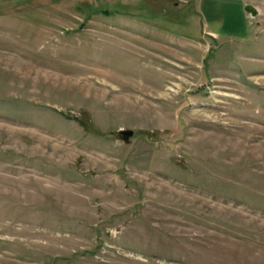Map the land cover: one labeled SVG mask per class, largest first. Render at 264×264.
I'll use <instances>...</instances> for the list:
<instances>
[{"label":"rangeland","instance_id":"374dc122","mask_svg":"<svg viewBox=\"0 0 264 264\" xmlns=\"http://www.w3.org/2000/svg\"><path fill=\"white\" fill-rule=\"evenodd\" d=\"M0 264H264V0H0Z\"/></svg>","mask_w":264,"mask_h":264},{"label":"water","instance_id":"95a60500","mask_svg":"<svg viewBox=\"0 0 264 264\" xmlns=\"http://www.w3.org/2000/svg\"><path fill=\"white\" fill-rule=\"evenodd\" d=\"M245 11L251 13L254 17L258 15L257 9L253 5H246ZM120 134L123 136L125 141H129L134 136L133 130H122Z\"/></svg>","mask_w":264,"mask_h":264}]
</instances>
